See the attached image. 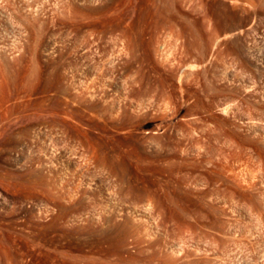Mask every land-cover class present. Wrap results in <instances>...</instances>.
I'll return each mask as SVG.
<instances>
[{
  "label": "rangeland",
  "instance_id": "rangeland-1",
  "mask_svg": "<svg viewBox=\"0 0 264 264\" xmlns=\"http://www.w3.org/2000/svg\"><path fill=\"white\" fill-rule=\"evenodd\" d=\"M205 1L0 0V264H264V0ZM137 145L162 150L136 171Z\"/></svg>",
  "mask_w": 264,
  "mask_h": 264
},
{
  "label": "bare ground",
  "instance_id": "bare-ground-1",
  "mask_svg": "<svg viewBox=\"0 0 264 264\" xmlns=\"http://www.w3.org/2000/svg\"><path fill=\"white\" fill-rule=\"evenodd\" d=\"M153 1V0H152ZM163 1V3H164V8L163 9H171V8H175V6H177V5H180V4H183V2H186L187 3V10H188V13H190L191 15L197 10V9H199V8H201V7H203L205 4H207L206 3V1L205 0H162ZM237 1H239V3H240V1L241 0H237ZM150 2V1H149ZM88 3V2H87ZM245 4L244 6H246V5H248V6H252L253 5V2H252V0H242V2H241V4ZM155 4V3H154ZM215 4V3H214ZM241 4H238V5H241ZM184 5V4H183ZM253 7V9H254V6H252ZM251 7V8H252ZM184 8V7H183ZM244 8V7H243ZM247 8H249V7H247ZM250 10V9H249ZM185 12H186V9H185ZM171 13V12H170ZM214 14H215V12H213ZM160 15L162 16V17H166L164 14H163V12H160ZM183 15H185V14H183ZM182 15V16H183ZM216 15V14H215ZM179 16H180V14H179ZM181 16V17H182ZM186 16H189V15H186ZM157 17H159V16H157ZM178 17V16H177ZM188 18V17H187ZM167 19L169 20V21H173L174 20V22H175V17L174 16H172V15H170V16H167ZM177 19V18H176ZM178 20H179V18H178ZM185 20V19H184ZM145 21V20H144ZM180 21V20H179ZM179 21H177V22H179ZM176 22V23H177ZM175 23V24H176ZM150 24V26L151 27H153V26H155L156 25V23L155 24H153V23H149ZM171 24H173V22L171 23ZM178 24V23H177ZM191 24V23H190ZM190 24H188V22L186 23V21H182L181 22V24H180V26H181V32H177V39L178 40H180V37H182V36H184V34H183V32H182V30H184V31H187V30H189V37H191L189 40L190 41H192L193 40V38H194V36H195V34L193 33V31H192V29H191V26H190ZM138 25V24H137ZM146 25V24H145ZM192 25V24H191ZM121 26V25H120ZM135 26V25H134ZM133 26V27H134ZM139 26V25H138ZM193 26V25H192ZM123 27V26H122ZM132 27V28H133ZM177 27V26H176ZM127 29V28H118V31H117V29H116V31H117V34H115V35H117V37H115V39H117V42L120 44V45H123L124 47L125 46H131V45H136L137 44V42L139 41V39H140V37L142 36V34H143V36H142V38L144 37V30H136V29ZM139 28V27H138ZM146 28L148 29V27L146 26ZM150 28V27H149ZM80 29V28H79ZM142 29H144V28H142ZM146 30V29H145ZM178 30H180V29H178ZM115 31V30H114ZM195 31V30H194ZM80 32V31H79ZM87 33H89V32H87ZM87 33H85L86 35H89V37H90V34H87ZM115 33V32H114ZM83 34L84 33H82L81 35L83 36ZM84 34V35H85ZM174 34V33H173ZM176 34V33H175ZM208 34V33H207ZM206 34V35H207ZM186 35V34H185ZM210 36L208 37L209 39H212V38H214L213 37V35H211V34H209ZM92 37L94 36V35H91ZM174 36V35H173ZM197 36H198V34H197ZM83 37H85V36H83ZM92 37H90V38H92ZM98 37V36H97ZM141 38V39H142ZM174 38H176L175 36H174ZM187 38V37H186ZM87 39H88V37H87ZM100 39V38H99ZM263 39H264V37H263ZM94 40V39H93ZM96 40V39H95ZM114 40V39H113ZM138 40V41H137ZM177 40V41H178ZM188 40V41H189ZM196 40V39H195ZM176 41V42H177ZM133 46H131V48H132ZM123 48V47H122ZM121 48V49H122ZM133 49V48H132ZM132 52V51H131ZM251 56H252V54H251ZM252 61V60H251ZM10 110V109H9ZM8 110V111H9ZM11 111V110H10ZM13 111V110H12ZM12 114H13V112H12ZM12 116V115H11ZM24 116V115H23ZM9 117V116H8ZM21 117V116H20ZM19 118V117H18ZM24 118V117H23ZM13 118H11V120H12ZM16 119V118H15ZM22 119V118H21ZM8 120V119H7ZM10 120V121H11ZM9 121V122H10ZM8 122V121H7ZM9 122H8V125H9ZM11 123H12V121H11ZM10 123V124H11ZM152 148V150H153V147H151ZM154 150H155V152H156V154H153L152 153V151H151V153H149L148 152V150L147 149H141L140 148V146L139 145H137V147H136V149L134 150V151H132L130 154H129V156H137L138 157V159H139V161H138V163L135 165V169H136V171L137 170H140V169H142L143 168V165L141 164V161H143V160H145L146 158H148V157H150V158H158L160 155H159V153H160V151L162 150L161 148H159V147H156V148H154ZM89 154V153H88ZM118 155L121 157V159H122V162H121V164L123 165V166H126V162H125V158L127 157L126 155H124L123 154V150H121L120 149V151H118ZM174 155V154H173ZM106 167H107V169H108V171H107V176H106V179H107V181H108V183L111 185V187L115 190H118V191H120L123 195H125V196H128V197H132L131 195H132V189L130 188V190H127V192H125L126 191V188H125V184H126V181H125V178L123 177V175L118 171V166H117V160H115V157L114 156H108V157H106ZM172 165H174V164H172ZM173 167V166H172ZM175 167H177V168H179L180 166L179 165H175ZM52 188V187H51ZM54 188V187H53ZM56 192V191H55ZM100 192V191H99ZM53 194V193H52ZM109 194V193H108ZM60 195V194H59ZM58 195V196H59ZM53 196H54V194H53ZM98 196H100L99 198H100V200L98 201V203H97V205L99 206V209H101V213L104 215V217H103V219H107V220H110V221H113V222H115L116 220H118V216H119V214L117 213V211L115 210V209H111V208H109V206H108V203L105 201L106 200V198H105V196H103V194H102V192L98 195ZM55 197H57V195H55ZM132 200H131V202L132 203H135L136 201H135V199L134 198H131ZM75 200L76 201H78V203H81V201H82V194H81V191H78L76 194H75ZM61 204V203H60ZM47 206V205H46ZM57 206H59L58 204H57ZM49 207V206H48ZM51 207V206H50ZM54 207V206H53ZM55 208V207H54ZM54 208H50L51 209V211H53V210H55ZM61 207L59 206V209H60ZM75 208V207H74ZM47 209V208H46ZM69 209V208H68ZM71 209V208H70ZM89 210V209H88ZM48 211L50 212V210H45V212L46 213H48ZM90 211H92V210H90ZM90 211H85V208L83 209V208H78L76 211H74V213H73V211H72V214H68V210H67V208H61L60 209V213H58L59 215H58V217H57V220H53V224H52V226L53 225H55V224H57V226H58V224L61 226L62 224H60V223H64V226L67 224V226H68V228L71 226L72 228L74 227L75 228V226H77V227H79V226H81V225H83L82 227L83 228H85V227H89V226H91L92 224H93V221H94V217H95V212H90ZM54 212V211H53ZM69 216V217H68ZM53 218H55V217H53ZM56 226V227H57ZM70 227V228H71ZM68 228H67V231H69L68 230ZM81 228V227H80ZM78 229V228H77ZM63 230V229H62ZM65 230V229H64ZM76 230V229H75ZM71 231V230H70ZM77 231V230H76ZM62 232H64V231H62ZM65 232H66V230H65ZM74 232V231H73ZM72 232V233H73ZM68 233V232H67ZM72 233H70V234H72ZM69 234V235H70ZM71 236V235H70ZM111 240V237L109 236V234L108 233H103V236L101 237V240H100V243H103V242H109ZM99 243V244H100ZM98 244V245H99ZM116 250L117 251H122V248H116ZM63 254V256H64V262H66V263H68V264H76V262H78V260L80 259V258H78L76 255H74V254H71V253H62ZM83 260H86V261H88V262H93L94 260H93V258H91V257H83L82 258ZM19 262V261H18ZM18 262H13V261H8V264H20V263H18Z\"/></svg>",
  "mask_w": 264,
  "mask_h": 264
}]
</instances>
